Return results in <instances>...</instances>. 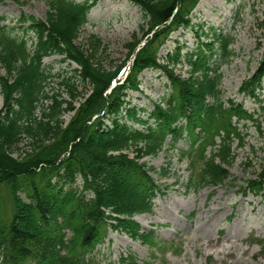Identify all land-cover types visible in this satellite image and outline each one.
<instances>
[{"label":"trees","instance_id":"obj_1","mask_svg":"<svg viewBox=\"0 0 264 264\" xmlns=\"http://www.w3.org/2000/svg\"><path fill=\"white\" fill-rule=\"evenodd\" d=\"M99 1L48 0L45 21L20 17L22 36L0 21V191L7 190L12 207L4 220L0 201V264H100L93 253L109 230L153 243L152 232L142 230L135 218L153 211L162 188L151 177L154 169L140 159L158 155L169 140L174 150L184 140L187 148L177 150L189 166L190 188L225 185L233 145L245 141L239 124L256 121L242 103L223 99L221 66L234 56L230 36L213 33L211 42L200 41L185 54L175 41L160 61L174 33L195 27L191 15L200 0H122L139 7L146 28L130 46L122 83L117 79L127 62L110 71L97 59L105 48L101 41H93L90 50L75 44ZM216 48L221 62L214 65ZM53 56L75 64L74 78L90 88L88 96L79 95L78 106L70 79L62 84L71 100L45 93L53 75L44 60ZM178 65L187 66V76L176 73ZM147 70L160 72L170 88L151 112L128 100L130 92L140 91ZM263 81L264 55L239 93L259 99ZM44 98L51 103L38 118ZM67 114H73L68 123ZM24 139L29 151L15 158L12 151ZM242 189L263 195L264 170ZM129 264L139 263L131 256Z\"/></svg>","mask_w":264,"mask_h":264},{"label":"rangeland","instance_id":"obj_2","mask_svg":"<svg viewBox=\"0 0 264 264\" xmlns=\"http://www.w3.org/2000/svg\"><path fill=\"white\" fill-rule=\"evenodd\" d=\"M47 1L3 0L0 21L5 19L2 24L14 28V35L22 36L20 17L34 16L45 21ZM191 19L195 27L174 33L161 49L160 61L163 63L167 54L174 50L175 41L185 54L200 41L211 42L213 33L230 36L233 39L230 50L234 56L230 63L221 66L223 99L242 103L246 110L256 115V121L239 124L245 141L242 147L237 141L233 145L235 159L227 166L230 180L225 185L200 190L190 188L189 166L180 161L178 151L187 148L184 140L175 150L170 147L169 140L158 155L140 159L154 169L151 177L162 188V193L154 200L153 211L135 218L142 230L152 232L154 241L144 243L109 230L93 253L100 264H129L131 256L139 264H264V194L256 197L242 189L247 180L256 179L264 170V81L259 99L239 93L242 83L255 72L264 55V0H200ZM144 26L139 7L122 0H100L90 12L89 23L77 34L75 44L90 50L93 41H101L105 48L97 59L110 71L127 62L121 67L119 81L125 78V69L130 66V46L142 39ZM220 57L216 48L212 63L221 62ZM63 58L53 56L44 60L45 67L53 75L45 85V93L71 100L62 84L70 79L77 90L75 105L78 106V102L83 101L79 95L88 96L90 88L74 78L77 66L64 62ZM176 73L187 76V66L178 65ZM0 74H4L1 68ZM140 82V91L130 92L128 100L151 112L154 105L170 93L168 81L160 72L147 70L140 76ZM50 103L46 98L42 100L38 118L43 117V110ZM3 105L0 95V110ZM72 115L64 117L66 123ZM28 151V141L24 139L12 153L15 158H21ZM136 155L134 149H130V158ZM81 184L78 179V186ZM22 197H25L23 193ZM8 198L7 190L2 187L0 201L4 220L11 217ZM122 258L128 261L123 263Z\"/></svg>","mask_w":264,"mask_h":264},{"label":"bare ground","instance_id":"obj_3","mask_svg":"<svg viewBox=\"0 0 264 264\" xmlns=\"http://www.w3.org/2000/svg\"><path fill=\"white\" fill-rule=\"evenodd\" d=\"M125 73H126V74H125ZM125 73H124V74H125V75H127V73H128V70H126V72H125ZM125 77H126V76H125ZM124 80H125V78H123V79H122V78H120L119 82H121V83H122Z\"/></svg>","mask_w":264,"mask_h":264}]
</instances>
